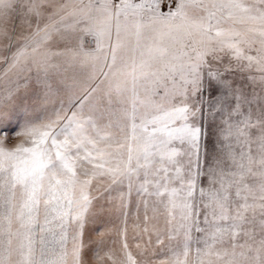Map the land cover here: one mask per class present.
<instances>
[{
	"label": "rangeland",
	"instance_id": "1",
	"mask_svg": "<svg viewBox=\"0 0 264 264\" xmlns=\"http://www.w3.org/2000/svg\"><path fill=\"white\" fill-rule=\"evenodd\" d=\"M92 1L0 0V264H264V0Z\"/></svg>",
	"mask_w": 264,
	"mask_h": 264
},
{
	"label": "crops",
	"instance_id": "2",
	"mask_svg": "<svg viewBox=\"0 0 264 264\" xmlns=\"http://www.w3.org/2000/svg\"><path fill=\"white\" fill-rule=\"evenodd\" d=\"M82 7L88 8L89 16L74 13L78 11V8ZM98 7H100L99 4H94L92 0H42L41 8L43 9L42 15L44 16L42 21L45 20V23L40 22L37 30L40 34L44 33L48 39L53 38L51 36L54 32L58 34L62 31L64 38L66 36H72V34H67L69 31H75V38L80 40L84 45H87L88 40L98 38L97 26H95L97 22L95 14L98 13ZM55 33L54 36H57ZM91 46L94 45L92 44Z\"/></svg>",
	"mask_w": 264,
	"mask_h": 264
},
{
	"label": "trees",
	"instance_id": "3",
	"mask_svg": "<svg viewBox=\"0 0 264 264\" xmlns=\"http://www.w3.org/2000/svg\"><path fill=\"white\" fill-rule=\"evenodd\" d=\"M206 138V135L204 136V138L203 139H205ZM205 141H207V140H205ZM206 144V143H205ZM208 144V143H207ZM214 147H216V146H214ZM222 149H219V148H217L216 149V151H217V153H224V152H226L225 151V149H223L224 147H222V146H220ZM215 149V148H214ZM231 150V149H230ZM233 150V149H232ZM221 151V152H220ZM205 152H206V150H201L200 151V155H199V158H200V164L198 165V167H199V175H203V173H204V170H205V165H206V154H205ZM246 219V218H245ZM255 219L256 220H262V222H264V217L263 216H255ZM237 220V219H236ZM246 220H254L253 219V217L251 216L250 218H247ZM222 221H221V219H220V223H221ZM207 224H211V222L210 223H207ZM211 227V226H210ZM235 227H238V228H241L240 226H236L235 225ZM264 228V227H263ZM263 236H264V234L263 235H259V241H262L263 240ZM242 240V238L241 237H238V239L236 240L235 239V243H238V242H240ZM228 242V241H227ZM229 243V242H228ZM235 245V244H234ZM233 245V246H234ZM261 245V247H262V244H260ZM263 249V248H262ZM264 251V250H263ZM262 251H260V253H261Z\"/></svg>",
	"mask_w": 264,
	"mask_h": 264
},
{
	"label": "built area",
	"instance_id": "4",
	"mask_svg": "<svg viewBox=\"0 0 264 264\" xmlns=\"http://www.w3.org/2000/svg\"><path fill=\"white\" fill-rule=\"evenodd\" d=\"M112 3H119L122 0H110ZM151 10L153 9H162L167 11L176 10L179 0H148Z\"/></svg>",
	"mask_w": 264,
	"mask_h": 264
}]
</instances>
